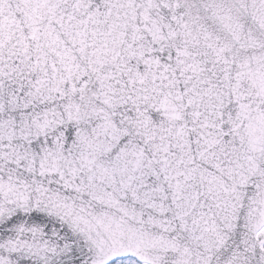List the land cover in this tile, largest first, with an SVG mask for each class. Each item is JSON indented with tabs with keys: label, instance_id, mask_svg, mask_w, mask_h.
<instances>
[{
	"label": "snow or ice",
	"instance_id": "1",
	"mask_svg": "<svg viewBox=\"0 0 264 264\" xmlns=\"http://www.w3.org/2000/svg\"><path fill=\"white\" fill-rule=\"evenodd\" d=\"M0 264H264V0H0Z\"/></svg>",
	"mask_w": 264,
	"mask_h": 264
}]
</instances>
